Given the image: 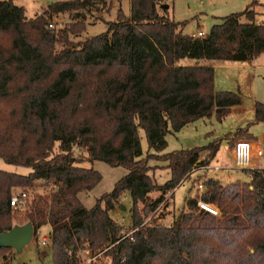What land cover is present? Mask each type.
<instances>
[{"label":"trees","instance_id":"1","mask_svg":"<svg viewBox=\"0 0 264 264\" xmlns=\"http://www.w3.org/2000/svg\"><path fill=\"white\" fill-rule=\"evenodd\" d=\"M128 1L129 18L118 9L105 33L73 43L70 36L83 33L84 24L51 30L48 19L88 12L97 0L56 2L32 19L12 0H0V160L31 170H0V235L14 227L10 200L22 189L32 196L19 225L31 223L35 240L50 228L53 264H82L85 252L103 254L109 264H264V169H244L249 182L207 178L170 226L144 224L195 167L214 159L217 143L157 154L168 134L213 114L221 121L241 103L236 93L214 90L213 65L248 63L264 53L257 2L195 38L174 20L171 0ZM254 113L256 123L264 121V104L256 102ZM238 136L251 138L242 130ZM153 157L169 170L163 185L149 175ZM97 161L127 174L87 209L79 194L102 177L83 164ZM38 187L50 191L34 194ZM124 193L132 199L128 233L109 215ZM199 199L219 217L200 210Z\"/></svg>","mask_w":264,"mask_h":264},{"label":"rangeland","instance_id":"2","mask_svg":"<svg viewBox=\"0 0 264 264\" xmlns=\"http://www.w3.org/2000/svg\"><path fill=\"white\" fill-rule=\"evenodd\" d=\"M12 1L15 5L23 7L26 17L32 19L37 15H43L51 4L71 0ZM255 1L258 4L255 8V22L264 24V0ZM252 2L253 0H171L170 5L174 20L185 23L183 34L192 36L198 32L209 33L211 27L220 23L222 18L243 12ZM118 9H121L124 16L129 18L130 5L128 0H97L95 7L88 12L52 15L48 19L49 24L52 25V28L49 29H71L73 24L82 23L85 25V31L70 36L71 42L79 43L105 33L107 23L116 20ZM193 63L191 60L181 62L183 65H192ZM213 68L214 90L216 92L236 93L240 96L241 103L232 107L221 121L213 114L210 118L196 120L179 132H172L166 136L167 147L162 154H157L158 156L174 151L207 147L212 143L218 144V151L208 167L204 169L195 167L189 179L174 190L173 196L167 198L166 202L161 204L154 214L144 219L146 225L156 223L160 226H170L184 209L185 201L196 196L198 184L207 178L212 177L221 185L249 182L250 176L234 166L233 150L238 141L248 142L253 146L251 150L252 168L250 170L264 169V121L256 123L254 113L256 102L264 104V53L248 63L216 62ZM8 106H4V111L9 109ZM239 130L247 131L251 140L245 136H238L234 139ZM139 135L142 153L145 156L149 152L147 141L142 131H139ZM57 148L58 146L55 147V151H58ZM258 150L263 153L261 159H257ZM205 156V153L201 154V158ZM148 166L150 167L149 175L157 185H163L170 179L169 170L165 168L166 163L161 161L159 157L150 159ZM83 167L93 168L102 177L100 183L93 190L79 194V200L87 209L92 208L103 195L112 192L115 184L127 174V171L122 167L113 168L99 161L92 164L84 163ZM215 169H217L216 172ZM0 170L24 176L31 172L28 168L8 165L2 160H0ZM49 191L50 187H38L34 190V194H45ZM21 192L22 189H15L13 196ZM28 195L31 198L32 194L29 193ZM152 197L155 198L156 194ZM131 208L132 199L129 193H124L119 202L115 204L114 209L109 212L110 217L122 226L126 233L131 228ZM141 209L142 206L140 205L139 210ZM25 215L26 205L22 209L14 210L12 226H20L19 224L25 221ZM49 233V227L44 226L38 233V239H32L31 243L23 248L20 253L15 250L1 252L0 264H53L51 247L40 245L42 238L47 237ZM88 254L84 253L83 259ZM94 257H96V264H109L110 262L108 257L103 256V254Z\"/></svg>","mask_w":264,"mask_h":264},{"label":"built area","instance_id":"3","mask_svg":"<svg viewBox=\"0 0 264 264\" xmlns=\"http://www.w3.org/2000/svg\"><path fill=\"white\" fill-rule=\"evenodd\" d=\"M49 28H52V25H50ZM203 36L204 34L202 32H198L194 37L202 38ZM252 148L253 146L248 142L238 141L235 143V147L233 150V162H234V166L237 169L244 170V169L252 168V164H251ZM262 157H263V153L260 150H258L257 159H261ZM216 171L217 169H215V172ZM197 188L199 192H202L203 190L202 183L198 184ZM28 198H29L28 194L21 192L11 198L10 206L14 209H22L23 207H25ZM197 207L200 210L205 211L213 216L216 217L219 216V211L214 206L204 203L201 199L197 201ZM40 245L42 247H47V246L51 247L50 235H48L47 237H43ZM87 253L88 252H85V254ZM89 255L90 254H88L87 257L83 259L82 264H96V257Z\"/></svg>","mask_w":264,"mask_h":264},{"label":"water","instance_id":"4","mask_svg":"<svg viewBox=\"0 0 264 264\" xmlns=\"http://www.w3.org/2000/svg\"><path fill=\"white\" fill-rule=\"evenodd\" d=\"M33 239V226L27 223L14 226L9 232L0 235V248H8L20 253Z\"/></svg>","mask_w":264,"mask_h":264},{"label":"crops","instance_id":"5","mask_svg":"<svg viewBox=\"0 0 264 264\" xmlns=\"http://www.w3.org/2000/svg\"><path fill=\"white\" fill-rule=\"evenodd\" d=\"M129 2V1H128ZM203 33V32H202ZM204 34V33H203ZM207 34V33H206ZM205 35V34H204ZM195 35H192V37H194ZM212 178V177H211ZM50 229V228H49Z\"/></svg>","mask_w":264,"mask_h":264}]
</instances>
